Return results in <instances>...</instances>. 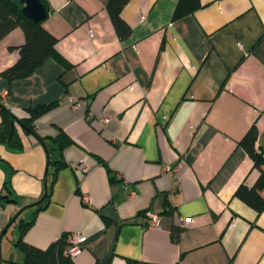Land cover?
Instances as JSON below:
<instances>
[{"label": "crops", "instance_id": "crops-1", "mask_svg": "<svg viewBox=\"0 0 264 264\" xmlns=\"http://www.w3.org/2000/svg\"><path fill=\"white\" fill-rule=\"evenodd\" d=\"M107 1L45 0L42 24L70 65L48 57L27 77L0 74L2 103L20 111L56 101L35 130L49 137L60 128L73 140L36 212L47 167L42 143L19 125L21 151L0 142V192L7 181L13 199L0 198V264L18 250L8 230L34 212L23 235L31 245L86 236L75 264H264V211L234 196L258 175L239 144L252 124L264 151V0H200L176 20L177 0H128L126 38L117 36ZM23 42L20 27L0 40V71ZM81 163L86 172L75 167ZM148 212L157 226L147 225Z\"/></svg>", "mask_w": 264, "mask_h": 264}, {"label": "trees", "instance_id": "trees-1", "mask_svg": "<svg viewBox=\"0 0 264 264\" xmlns=\"http://www.w3.org/2000/svg\"><path fill=\"white\" fill-rule=\"evenodd\" d=\"M41 1L48 12L45 0ZM127 1L108 0L105 5L119 38H126L131 33L130 25L121 16V10ZM200 6V0H177L172 12V19L176 20L188 15ZM21 7L22 4L18 0H0V40L16 27H20L24 33V42L18 47L16 61L0 71V74L9 80L27 77L48 57L54 58L65 67L69 66V61L56 49L57 39L43 26V20L38 22L31 20L22 13ZM55 104L56 101H53L15 111L0 101V142L11 151H21L23 149V143L16 129L19 124L15 121V118H18L25 124L27 129L21 125L19 126L27 133L35 136L42 144L44 143L48 152L47 175L51 178L47 184L46 196L41 204L36 205L35 212L43 208L49 201L51 185L55 180L57 171L67 164L63 157V149L73 143V140L60 128L54 136L49 137H41L35 130V119ZM256 139L257 129L252 124L240 139L239 144L253 160V166L258 170V175L250 186L243 183L239 184L234 191V196L241 199L257 213H260L264 211V194H262L264 192V151L256 145ZM100 162L107 167L104 160H100ZM109 177L117 178L115 172L111 171H109ZM2 188L0 198L5 201L13 200L9 196L11 189L7 181L3 182ZM34 214L28 220L21 218L18 220V235L14 245L23 254L20 264H75L73 258L63 254L67 233H62L45 248L31 245L23 239L24 233L34 222ZM17 217L18 215L15 216L14 220H10L6 229L15 222ZM177 234V230L173 231L172 237L176 239ZM130 262L132 261L130 260Z\"/></svg>", "mask_w": 264, "mask_h": 264}, {"label": "built area", "instance_id": "built-area-1", "mask_svg": "<svg viewBox=\"0 0 264 264\" xmlns=\"http://www.w3.org/2000/svg\"><path fill=\"white\" fill-rule=\"evenodd\" d=\"M68 99H69V102L71 103L72 107L77 108L80 105L78 98H76L72 95H69ZM107 120H108L107 117L103 116L100 119V122L104 123ZM75 167L81 172H86L88 170L87 165L82 164V163L77 164ZM172 171H173V168H171L170 166L165 167V172L171 173ZM115 176L117 178H121V174L118 172L115 173ZM135 194H136V192L133 189H130L128 191V196H130V197L135 196ZM84 200H87V198H85ZM147 215H148L147 225L148 226H157L158 225V215L153 213V212H148ZM184 220H185V218H181L180 224H182ZM85 238H86V236L80 232H71V233L69 232V233H67L66 245H65V248L63 250V254L68 255L71 258L75 257L80 252L81 243L85 240Z\"/></svg>", "mask_w": 264, "mask_h": 264}, {"label": "water", "instance_id": "water-1", "mask_svg": "<svg viewBox=\"0 0 264 264\" xmlns=\"http://www.w3.org/2000/svg\"><path fill=\"white\" fill-rule=\"evenodd\" d=\"M21 4V11L22 13L27 16L28 18H30L31 20L38 22L43 20L46 15H47V9L45 8V6L43 5L41 0H18ZM15 121L21 125L23 128L27 129V127L25 126V124L19 120L18 118H15ZM13 124V123H12ZM46 155L48 156V152L46 149L45 144H42ZM47 167H48V161H47ZM47 167L45 170V174H44V179H43V193L41 195V197L36 200L34 203H32V205H37V204H41L46 196L47 193ZM26 206L21 207L16 214L11 218V220H14L15 216H17ZM6 229V227H5ZM5 229H3V232L5 231Z\"/></svg>", "mask_w": 264, "mask_h": 264}, {"label": "rangeland", "instance_id": "rangeland-1", "mask_svg": "<svg viewBox=\"0 0 264 264\" xmlns=\"http://www.w3.org/2000/svg\"><path fill=\"white\" fill-rule=\"evenodd\" d=\"M15 228H11L8 230L7 234H6V238L7 240H9L10 242H12L15 238H17V235H18V226H14ZM15 231L12 232L11 231ZM21 255V256H20ZM20 258V259H19ZM23 259V254L20 250H15V254H14V258H13V262H11L10 264H20V262L22 261ZM3 264H8L7 262L3 261Z\"/></svg>", "mask_w": 264, "mask_h": 264}]
</instances>
